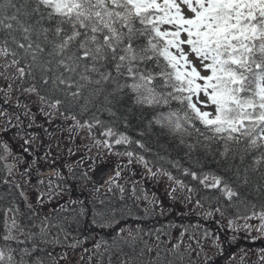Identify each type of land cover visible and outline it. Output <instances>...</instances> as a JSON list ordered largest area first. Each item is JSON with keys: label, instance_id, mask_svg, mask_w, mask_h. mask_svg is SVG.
I'll return each instance as SVG.
<instances>
[{"label": "snow or ice", "instance_id": "snow-or-ice-1", "mask_svg": "<svg viewBox=\"0 0 264 264\" xmlns=\"http://www.w3.org/2000/svg\"><path fill=\"white\" fill-rule=\"evenodd\" d=\"M0 264H264V0H0Z\"/></svg>", "mask_w": 264, "mask_h": 264}, {"label": "trees", "instance_id": "trees-1", "mask_svg": "<svg viewBox=\"0 0 264 264\" xmlns=\"http://www.w3.org/2000/svg\"><path fill=\"white\" fill-rule=\"evenodd\" d=\"M65 155H66V153H65ZM57 163H59V162H57ZM158 194H160V195H162V192L160 191ZM74 195H81L80 193H75ZM88 195V193H83L82 195H81V198H84V197H86ZM183 210V206L182 205H177V207H176V209L174 210L175 211V216H174V218L178 221L179 220V213L181 212ZM257 247L258 246H261V245H259V244H257L256 245Z\"/></svg>", "mask_w": 264, "mask_h": 264}, {"label": "rangeland", "instance_id": "rangeland-1", "mask_svg": "<svg viewBox=\"0 0 264 264\" xmlns=\"http://www.w3.org/2000/svg\"><path fill=\"white\" fill-rule=\"evenodd\" d=\"M161 192H162V190H161ZM163 194V193H162Z\"/></svg>", "mask_w": 264, "mask_h": 264}]
</instances>
